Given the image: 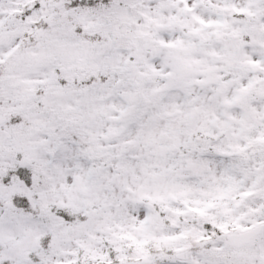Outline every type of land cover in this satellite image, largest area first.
Wrapping results in <instances>:
<instances>
[{
	"label": "snow or ice",
	"instance_id": "snow-or-ice-1",
	"mask_svg": "<svg viewBox=\"0 0 264 264\" xmlns=\"http://www.w3.org/2000/svg\"><path fill=\"white\" fill-rule=\"evenodd\" d=\"M0 264H264V0H0Z\"/></svg>",
	"mask_w": 264,
	"mask_h": 264
}]
</instances>
